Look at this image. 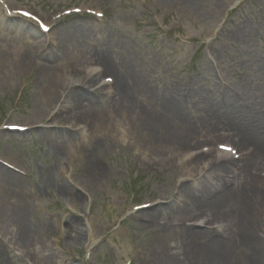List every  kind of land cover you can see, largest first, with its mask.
Returning a JSON list of instances; mask_svg holds the SVG:
<instances>
[{"label":"rangeland","instance_id":"obj_1","mask_svg":"<svg viewBox=\"0 0 264 264\" xmlns=\"http://www.w3.org/2000/svg\"><path fill=\"white\" fill-rule=\"evenodd\" d=\"M0 8L5 22L0 16V31L24 39L11 20L33 24L30 40L15 44L47 65L9 72L0 46V169L17 177L3 181L0 175V242L7 264H165V245L181 258L194 246L183 248L177 234L182 230H171V236V227L187 222L198 232L241 229L232 218L243 209L238 203L222 210L225 217L207 210L179 217L174 210L184 201L182 185L208 186L206 177L215 176L194 177L203 160L196 165L190 157L227 153L235 174L225 186L230 188L233 178L245 183L237 166L243 169L240 156L248 149L240 152L231 127L242 124L246 112L264 121V0H0ZM45 27L49 31L41 33ZM100 51L132 68L154 92L179 90L190 146L177 152L168 139L162 150L169 151L154 155L118 111L107 114L115 133L102 137L98 132L89 137L87 128L73 121L74 101L88 104L90 97L82 95L77 81L94 90L110 79L97 76L99 85L87 86L103 70L89 59ZM48 66H56L55 73ZM54 77L69 87L60 101L46 105L41 91ZM114 100L104 93L98 105ZM180 130L172 126L168 133ZM64 138L72 153L59 157L57 145ZM84 145L93 160L86 159ZM258 162L264 175L263 161ZM20 188L29 210L23 230L33 236L25 246L22 229L12 222ZM256 190L250 191L248 207L261 227L264 201Z\"/></svg>","mask_w":264,"mask_h":264},{"label":"bare ground","instance_id":"obj_2","mask_svg":"<svg viewBox=\"0 0 264 264\" xmlns=\"http://www.w3.org/2000/svg\"><path fill=\"white\" fill-rule=\"evenodd\" d=\"M0 16L3 17L2 22L5 24L4 14L1 8ZM11 22L14 23L10 24L14 29L24 34V39L19 36H12L8 32L5 33L3 30L0 31V35L2 36L0 46L5 53L4 58L10 62L5 64L3 68L8 66L9 72L14 69L20 72L28 69H36L37 67H47V65H43L44 63L37 62L35 57H30L19 45H16L17 43L15 44L17 40H30L28 34L33 33V24L26 20V22L24 21L25 24H30L28 26L23 25L19 19L16 21L11 20ZM6 23L8 25L9 21L6 20ZM90 30V28H86L85 32H90ZM85 41L87 43L86 39ZM89 59H94L95 62H99L103 70L97 72L99 75L96 74L93 78H90L87 82V86L94 87L95 84L99 85L96 79H94L97 76H103L105 79H108V77L110 78L106 80L102 86L94 90L86 86L85 88L83 82H75L83 90L82 95H87V93L90 94L88 104L77 103L76 101L73 103L74 109H76L73 121L76 124H83L84 128H87V130H85L87 134H89V137L93 132H98V137H102V133L105 132L115 133L114 130H116V125H113V119L109 116L107 117V114L110 112L116 114L118 111L120 114L123 113L125 115L132 129H135V135L140 138L148 152H152L154 155L160 156L169 151L162 150L164 147L162 143H170L168 139L172 141V143H170L173 144L171 148L175 149L177 152H182L185 147L190 146L188 143L189 137L187 136V130L190 131V128L187 126L185 114L179 109L181 103L178 89L172 87L163 93L154 92V87L147 85L143 78L135 73L132 68L129 66L125 68V65L115 63L110 59V55H106L104 51L90 55ZM48 67L52 72L56 69V66ZM59 75H61L60 70ZM64 83L60 84L54 77L53 80L49 82L46 90L41 91L42 96L46 100V105H54L56 101L58 102V100L60 101V99H62L65 95V91L69 87L65 86L66 84ZM62 85L64 88H62ZM103 92L106 95L110 94L114 96L115 100L113 105L107 104L104 107L98 105L99 95H103ZM242 115V124L236 127L232 126L231 128L235 130L234 135H237L239 138L238 145L240 147V152L248 149V151L244 152V155L241 154L240 156V159L242 158L243 169L235 163L238 169L245 173V183H242L244 185L241 187L242 184H240L239 181L235 183V179L233 178L232 186L230 188L225 186V181L231 177L232 173L235 174L233 172L234 167L232 166V161L230 163L227 159V153H221L220 150H217L213 153H209L211 158L207 157V159H202L203 157L200 155L190 157L192 164L196 165L203 160V165L197 169L198 173L195 174L194 177H199V175H203L204 173L206 175L202 178L205 179V177L212 172L215 176H209L210 179L206 177L209 183L208 186L201 185L200 183L196 189H191L188 184L182 185L184 201L182 202V207L174 210L177 216L180 215L179 217H181L182 213L184 214L186 211L190 210L192 213L207 210L212 213H217L218 216L220 213H223L222 216L225 217L229 216V214L224 213L222 210L230 208V206L234 207V204L238 203L243 209L236 210L232 218H235L233 224L236 226L238 222V225H241V229L221 230L220 227L216 230L198 232L194 231L195 229H191L192 227H188L186 224L187 222H182L178 224V226L171 227L168 233L172 236L174 232L171 230H182V232L175 233L182 238L183 244L185 243L183 248L187 247L186 243H191L194 246L190 250H183V258H181L180 254L173 251L169 245H165L171 253L168 252L162 255L163 263L264 264V219L261 226L263 228H261L258 223V218L253 219L250 217L251 213L248 207V202L252 196L250 191L253 188L257 189V198L262 199V202L264 201V175L260 172L261 167L260 162H258V160L261 159V161H263L262 165H264V121L259 115L256 114L253 116L250 112H246V114ZM172 126H181L184 130H180L182 133L179 131L177 133H168ZM51 137L53 138L54 135H51ZM68 138H64L65 141L58 142L59 145H57V148L59 157H64L65 154H69L72 151V149L70 150L71 147L68 146V148H64L63 146V144L68 141ZM45 140H47L46 137ZM76 147L77 146H75V150L80 148ZM82 148V151H89L85 154L87 157L86 159L93 160L88 145H84ZM231 149L234 151L235 147H231ZM255 160H257V163L253 162ZM0 175L2 179H4L3 181L7 180L9 176L17 178L16 175L5 169H0ZM212 187L215 191H213ZM18 193L21 195L25 192L20 188ZM68 193L71 195L73 201L79 200L73 193ZM23 201L24 197L21 195L16 203H14L17 207L15 208L16 211L12 222L20 230L22 229L19 234V240L22 246L23 244L25 246L26 241H28L27 238L33 236H31L27 230H23L26 221L25 217L27 212H29L28 208L26 209L24 207ZM195 216L196 214L191 217L195 218ZM205 223L213 224L209 219H207ZM25 232L28 233V236L27 233L25 235ZM167 240L166 236L164 241L167 242ZM2 245V242H0V264H7L5 257L8 254L2 250ZM43 251L45 252L46 250ZM45 258L49 261L53 259L50 255L48 257L45 255Z\"/></svg>","mask_w":264,"mask_h":264},{"label":"snow or ice","instance_id":"obj_3","mask_svg":"<svg viewBox=\"0 0 264 264\" xmlns=\"http://www.w3.org/2000/svg\"><path fill=\"white\" fill-rule=\"evenodd\" d=\"M26 15H27V13H26ZM221 147H225V146H221Z\"/></svg>","mask_w":264,"mask_h":264}]
</instances>
